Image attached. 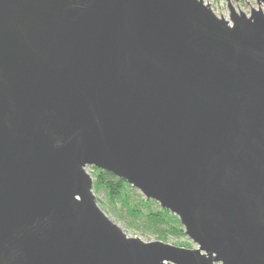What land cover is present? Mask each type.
Here are the masks:
<instances>
[{"label":"water","instance_id":"obj_1","mask_svg":"<svg viewBox=\"0 0 264 264\" xmlns=\"http://www.w3.org/2000/svg\"><path fill=\"white\" fill-rule=\"evenodd\" d=\"M256 1L0 0V264H264ZM87 168L197 248L129 236Z\"/></svg>","mask_w":264,"mask_h":264},{"label":"trees","instance_id":"obj_2","mask_svg":"<svg viewBox=\"0 0 264 264\" xmlns=\"http://www.w3.org/2000/svg\"><path fill=\"white\" fill-rule=\"evenodd\" d=\"M93 171L95 194L104 195L112 204L121 203L133 225L140 223L162 241H166L169 235L185 236L184 228L177 216L162 209L157 202L144 198L127 182L105 171L95 168Z\"/></svg>","mask_w":264,"mask_h":264},{"label":"rangeland","instance_id":"obj_3","mask_svg":"<svg viewBox=\"0 0 264 264\" xmlns=\"http://www.w3.org/2000/svg\"><path fill=\"white\" fill-rule=\"evenodd\" d=\"M205 2L211 5L212 10L217 16H224L226 19H229L230 16V4L238 13L242 11L247 15L251 14L252 9L259 8L256 0H229V2L227 0H205ZM262 9L264 10V5H262ZM87 171L94 177V171L92 168H87ZM136 192L141 194L138 190H136ZM97 199L103 211L129 236L139 237L145 242L161 240L156 234L144 228L140 223L137 222L139 227L133 225L132 219L126 213V209L123 208L121 203L112 204L104 195H97ZM132 202L134 201L132 200ZM164 242L180 247L197 248V245L187 236L176 237L169 235L168 239Z\"/></svg>","mask_w":264,"mask_h":264}]
</instances>
